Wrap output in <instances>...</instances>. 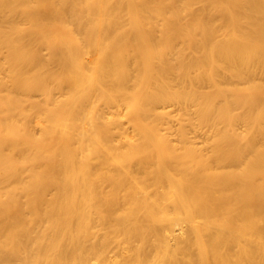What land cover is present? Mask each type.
I'll use <instances>...</instances> for the list:
<instances>
[{
  "label": "bare ground",
  "instance_id": "6f19581e",
  "mask_svg": "<svg viewBox=\"0 0 264 264\" xmlns=\"http://www.w3.org/2000/svg\"><path fill=\"white\" fill-rule=\"evenodd\" d=\"M0 264H264V0H0Z\"/></svg>",
  "mask_w": 264,
  "mask_h": 264
},
{
  "label": "rangeland",
  "instance_id": "374dc122",
  "mask_svg": "<svg viewBox=\"0 0 264 264\" xmlns=\"http://www.w3.org/2000/svg\"><path fill=\"white\" fill-rule=\"evenodd\" d=\"M200 140V139H199Z\"/></svg>",
  "mask_w": 264,
  "mask_h": 264
}]
</instances>
